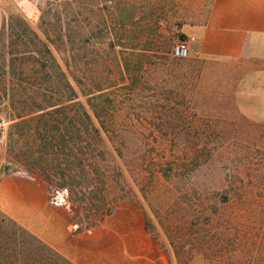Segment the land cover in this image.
Wrapping results in <instances>:
<instances>
[{
    "label": "rangeland",
    "instance_id": "374dc122",
    "mask_svg": "<svg viewBox=\"0 0 264 264\" xmlns=\"http://www.w3.org/2000/svg\"><path fill=\"white\" fill-rule=\"evenodd\" d=\"M50 1L0 0V24L18 11L36 27ZM126 2L67 0L81 50L55 51L87 112L114 117L101 132L103 183L77 192L47 165L36 166L37 141L2 105L0 175H37L77 230L118 202L138 204L163 264H264V105L251 121L233 103L251 63L201 57L183 34L203 22L210 0ZM181 38L187 56L175 58L171 48ZM0 264L69 263L0 212Z\"/></svg>",
    "mask_w": 264,
    "mask_h": 264
},
{
    "label": "crops",
    "instance_id": "0c3cea01",
    "mask_svg": "<svg viewBox=\"0 0 264 264\" xmlns=\"http://www.w3.org/2000/svg\"><path fill=\"white\" fill-rule=\"evenodd\" d=\"M183 34L204 58L245 61L233 103L254 121L264 105V0H210L205 18ZM43 181L29 171L0 175V212L33 242L69 264H163L141 207L118 202L94 225L74 229L71 213L52 201Z\"/></svg>",
    "mask_w": 264,
    "mask_h": 264
},
{
    "label": "trees",
    "instance_id": "16d2710c",
    "mask_svg": "<svg viewBox=\"0 0 264 264\" xmlns=\"http://www.w3.org/2000/svg\"><path fill=\"white\" fill-rule=\"evenodd\" d=\"M120 1L127 4V0H116ZM66 4L67 0L47 3L36 27L18 11L3 17L0 105L10 110L17 128L37 141L36 166L47 165L72 190L78 192L83 188L88 193L94 183H103L105 179L100 170L105 159L101 132L104 124H114L115 120L110 114L87 112L78 100V90L55 56L59 47L81 50L78 33L76 42L70 34ZM159 18H149L152 32H157ZM116 42L125 48L122 41ZM109 46H114L112 40Z\"/></svg>",
    "mask_w": 264,
    "mask_h": 264
},
{
    "label": "built area",
    "instance_id": "2783aa9c",
    "mask_svg": "<svg viewBox=\"0 0 264 264\" xmlns=\"http://www.w3.org/2000/svg\"><path fill=\"white\" fill-rule=\"evenodd\" d=\"M188 42L186 39H177L171 48V55L175 58H184L187 56Z\"/></svg>",
    "mask_w": 264,
    "mask_h": 264
}]
</instances>
